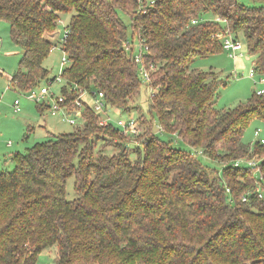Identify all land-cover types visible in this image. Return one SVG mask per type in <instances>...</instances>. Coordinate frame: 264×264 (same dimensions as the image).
Instances as JSON below:
<instances>
[{
  "label": "trees",
  "instance_id": "obj_1",
  "mask_svg": "<svg viewBox=\"0 0 264 264\" xmlns=\"http://www.w3.org/2000/svg\"><path fill=\"white\" fill-rule=\"evenodd\" d=\"M136 8L137 0H0V19L20 49L10 76L16 88L56 78L43 61L62 13L69 14L64 83L100 90L112 107L136 108L142 80L123 42L140 38L158 88L150 113L138 114L137 136L99 124L86 102L73 129L13 153V168L0 169V264H38L46 247L55 248L54 264H264V196L254 192L264 189V142L242 140L251 120L264 119V92L217 107L226 81L192 66L225 50L218 33L226 29L243 38L253 72L264 77V0H154L145 12ZM108 143L115 152L105 151ZM251 157L256 167L233 164Z\"/></svg>",
  "mask_w": 264,
  "mask_h": 264
},
{
  "label": "rangeland",
  "instance_id": "obj_2",
  "mask_svg": "<svg viewBox=\"0 0 264 264\" xmlns=\"http://www.w3.org/2000/svg\"><path fill=\"white\" fill-rule=\"evenodd\" d=\"M250 2V0H248ZM137 11V8H136ZM124 22H128V17L121 14ZM69 14L62 13L60 20L56 26V31L62 32L64 25L67 23ZM9 22L0 19V169H12L14 166L13 159L9 153L15 150H22L26 146L32 145L35 141L46 139L53 133L70 131L74 128V124H70L61 119L58 115H52L48 107L38 108L39 100L28 97L26 90H21L13 86L10 82V76L17 69L18 59L20 57L19 46L14 44L9 36ZM130 34V33H129ZM135 42L137 38H134ZM241 48L233 57L225 50L212 53L208 56L196 57L192 62V66L199 70L212 69L220 79L226 81L224 85L218 87V97L216 100L217 107H233L247 100V98L255 92L256 88L264 87V83L255 82L258 79L257 74L249 75V71L253 65V56L246 48L243 38L239 39ZM62 52L57 48L50 49L48 56L44 59L43 64L49 69V75H57L51 83L45 80L36 87L45 85L55 94H59V88L62 84L60 73L67 61L61 62ZM150 89L142 82L140 93L132 102L136 108H132L135 115L150 113L148 111ZM19 100L20 110L15 111L13 106L14 99ZM41 104H44L41 102ZM126 114L122 112L121 117L125 118ZM119 117V114L113 112L111 118L113 122ZM154 122L156 123V115L153 113ZM155 129L157 128L154 125ZM255 130H258L255 133ZM163 138L167 134L161 133ZM264 138V119L255 118L246 126L242 140L247 143H253L258 138ZM110 141V140H109ZM99 142V145H101ZM107 142V140L105 141ZM174 145L188 148V146L179 139H174ZM106 152L113 153L116 151L114 143H108L104 148ZM263 152L254 154L261 156ZM200 162L218 172L221 170V163L211 161L199 156ZM74 176H69L66 181V193L68 197L74 195L73 187ZM55 248L46 247L39 254L38 264H54Z\"/></svg>",
  "mask_w": 264,
  "mask_h": 264
},
{
  "label": "built area",
  "instance_id": "obj_3",
  "mask_svg": "<svg viewBox=\"0 0 264 264\" xmlns=\"http://www.w3.org/2000/svg\"><path fill=\"white\" fill-rule=\"evenodd\" d=\"M154 3V0H137V11L145 12L146 9ZM195 22V19L192 20ZM68 33V28H63L62 32L55 31L53 35L50 36L53 41L51 44L52 48H59L62 52L61 62H68V58L66 52L64 50V42ZM228 30L218 33V37L221 38L222 46L225 50L228 51L230 56H235L241 47L239 41H235L231 38ZM123 46L128 53V55L134 60V62L138 65V71L142 82H144L147 87L150 89L149 96L154 95L157 92V86L151 84V73L156 68V64L153 63L149 57V49L143 39L138 38L135 42L134 39L125 38L123 42ZM253 69L249 71V75L253 76ZM61 76V73H60ZM62 77V76H61ZM57 75L56 78L57 79ZM59 79V78H58ZM64 83L63 77L61 78ZM255 82L264 83V77L258 76V79L254 80ZM48 83H51L47 81ZM61 84V85H62ZM60 85V86H61ZM37 87V86H36ZM36 87L31 88L27 91L28 97L39 100L42 103L46 104L50 109V113L52 115H58L61 119L65 120L70 124H77L80 122V118L82 115V108L85 106V103L88 102L91 108L99 114V124L107 125L110 121L113 122L111 118V112H115L119 114V117L115 119L114 125L117 126L119 131L127 136H137L143 129L142 122L138 115H135L133 110H123L120 108L112 107L105 99L104 94L100 90L91 89V91H87L86 89L76 85V84H67V91L59 90V94H55L50 91L47 86L41 85L39 86V90ZM256 93H263L264 87L256 88ZM71 97L69 98V96ZM38 102V103H41ZM13 106L15 111L20 110L19 100L17 98L13 101ZM124 112L126 114L125 118L121 117L120 114ZM159 128V125L156 124ZM258 130H255L257 133ZM261 142H264V138H260ZM198 152H200L198 150ZM259 163V160L251 157V158H237L233 161L235 166H250L256 167ZM261 177V176H260ZM228 190V188H226ZM254 192L257 193L258 197L264 196V189H262L259 185L254 188ZM249 193L242 195V200H247Z\"/></svg>",
  "mask_w": 264,
  "mask_h": 264
},
{
  "label": "crops",
  "instance_id": "obj_4",
  "mask_svg": "<svg viewBox=\"0 0 264 264\" xmlns=\"http://www.w3.org/2000/svg\"><path fill=\"white\" fill-rule=\"evenodd\" d=\"M22 150H23V149H22ZM15 151H18V150H15ZM15 151H13V152L9 153V154L11 155V158H12V156H13V153H14Z\"/></svg>",
  "mask_w": 264,
  "mask_h": 264
}]
</instances>
